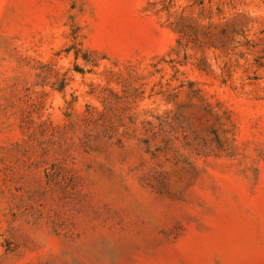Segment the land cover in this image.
I'll return each instance as SVG.
<instances>
[{"label": "rangeland", "instance_id": "obj_1", "mask_svg": "<svg viewBox=\"0 0 264 264\" xmlns=\"http://www.w3.org/2000/svg\"><path fill=\"white\" fill-rule=\"evenodd\" d=\"M0 264H264V0H0Z\"/></svg>", "mask_w": 264, "mask_h": 264}]
</instances>
